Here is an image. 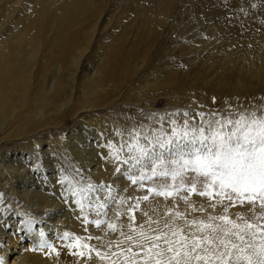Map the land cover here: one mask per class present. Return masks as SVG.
<instances>
[{
    "label": "bare ground",
    "instance_id": "6f19581e",
    "mask_svg": "<svg viewBox=\"0 0 264 264\" xmlns=\"http://www.w3.org/2000/svg\"><path fill=\"white\" fill-rule=\"evenodd\" d=\"M13 2L14 0H0V178L3 180V183L0 182V193L3 194V202L0 203V256L5 259L6 264H109L108 260L102 261L97 258L95 252L92 253L91 259H88L86 247L73 248L69 245L75 243L73 237H81V244H89L93 249L108 251L109 242L112 245L118 243L117 236L120 235L122 229L127 234L122 220L117 219L115 223L119 227L116 233L114 231L110 233L106 226H101L97 231L94 225L86 223L84 217L87 216V219L89 217L87 208L82 211L74 202L76 198L72 197L70 192L68 193L70 197L65 196L69 200L68 204L61 196L66 185L58 182L63 175H60L61 166L54 162L49 154L53 147L37 148L34 145L38 143L41 147V141L45 140L48 131L58 129L66 119H75L74 122L80 124L78 117L82 113L90 114L98 106L110 107L117 102L133 99L132 97L138 93L141 95L155 94L160 82L156 85L148 84L152 87L127 83L130 70L137 72L143 65L136 64L131 69L130 67L124 68L118 74L117 66L119 55H121L118 53L112 60L102 61L101 59L98 63L93 62L92 67H83L82 59L87 53L98 26L92 21L102 11L104 0H27L24 4ZM28 5L30 12L38 17H29L30 13L25 10ZM15 6L20 9V12L13 16L12 8ZM154 6L157 8V15H153L154 17L165 16L172 11L169 17H174L176 21V17L178 18L180 14L177 3L174 8V0H155ZM138 7L140 9L136 8L132 15L139 18L140 27H142L145 25L142 17L152 8L147 4H139ZM6 19H9L11 26L4 31ZM99 25L102 29L106 28L101 23ZM261 39L262 37L244 39L236 35L225 43L227 52L225 59L219 63L216 61L217 65L213 68H209V65L205 67L207 70L216 69L224 73H235L236 83L234 85L230 82L232 77L227 78L225 75L222 79H212V73L203 79L199 77L206 87L212 80L216 81L214 84H219L215 89H221V94L225 92L223 96H227V100H230L226 109L255 108L257 105L250 101L243 104L241 99L235 102L238 96L227 94V90L231 87H237L236 90L241 97L255 91L262 95L261 101L264 103V47L262 48L260 44ZM232 46L243 50L242 54L238 50L235 51L236 53H229ZM94 47H97L96 44ZM254 47L255 50L249 58L244 56L249 49ZM197 50V47L193 50L189 49L190 53ZM203 52L199 55L200 61L206 64V57H202L206 52ZM240 55L244 57L243 60L235 59ZM134 61L136 62V59ZM128 63L129 60L126 62L127 66ZM49 67L53 68L51 70L53 75H46ZM248 72H250V78L246 80L244 76ZM176 82L170 85L171 89L168 90L170 91L168 93L169 107L180 106L182 109H192V106L197 104L209 105L204 98L195 95L192 84L188 85L190 86L187 91L189 94H185L184 98L176 94L177 91H171L178 88ZM132 93L136 94L132 95ZM133 104L139 105L134 99ZM143 108L158 112L153 105H143ZM88 125H90L89 122ZM71 135L72 137L60 144H63L67 151L73 154L72 157L83 165L84 172L96 177L99 182L106 180L107 165L98 152V145L101 142L98 140L90 143L85 133L77 134L71 131ZM80 135L84 138V146H80L78 142L72 143V140L79 138ZM101 138L104 139L105 136L102 135ZM60 139H57V142ZM21 147L23 150L20 156H11L15 149ZM85 149H88V152ZM107 150L106 154L109 155L107 160L112 163L109 149ZM90 155L91 157L88 158ZM39 158H42L46 167L53 165V177L49 179V182L55 187L54 194L49 193L50 186L44 190L41 189L46 171L43 170L42 173H45L42 175L40 169H36L35 161ZM59 168L61 172L58 171ZM47 169L49 168H45ZM115 177L119 180L114 191L121 193L127 180L118 174ZM12 179L22 180L26 185L20 186L16 181V183H10ZM108 215L111 220L114 219L112 210L108 211ZM42 217L43 221H41ZM25 218H33L40 222L38 227L45 232L44 239L59 252L58 256L55 252L49 254L50 249L39 247L41 238L36 231L23 230ZM90 231L94 233L90 234L94 239L87 240ZM65 232L69 233L68 238L64 237ZM120 236L124 239V236ZM96 237L99 239H95ZM125 242L128 244L127 241ZM114 250L113 247L112 251ZM80 251L85 252V257L73 254ZM117 264L121 262L118 260Z\"/></svg>",
    "mask_w": 264,
    "mask_h": 264
},
{
    "label": "snow or ice",
    "instance_id": "6c2138e0",
    "mask_svg": "<svg viewBox=\"0 0 264 264\" xmlns=\"http://www.w3.org/2000/svg\"><path fill=\"white\" fill-rule=\"evenodd\" d=\"M147 120L150 123L138 122L127 130H117V139L104 145L115 173L147 194L113 195L112 184L87 182L79 169L58 181L66 185L82 211L87 208L97 216H107L117 203L127 205L125 214L132 224L129 233L121 231L120 235L130 246L122 248L109 242V250L102 251L81 244V237H73L75 243L69 247H86L88 259L95 252L109 264L118 260L121 264H264V111L149 114ZM191 195L207 198L211 209L221 206L223 213L188 219L186 212L170 208L162 221L149 217L147 230L143 225L132 226L141 203L155 197H180L189 209L206 212L203 207L196 209ZM237 206H247L250 215H230V209ZM143 215L148 217L149 213ZM84 219L97 228L106 224L116 231L115 223ZM39 223L25 218L23 230L36 231L41 238L39 247L58 256L44 239ZM63 235L69 237L67 232ZM73 254L85 257L84 251ZM0 264H6L2 256Z\"/></svg>",
    "mask_w": 264,
    "mask_h": 264
},
{
    "label": "rangeland",
    "instance_id": "374dc122",
    "mask_svg": "<svg viewBox=\"0 0 264 264\" xmlns=\"http://www.w3.org/2000/svg\"><path fill=\"white\" fill-rule=\"evenodd\" d=\"M14 2H22V4H24L27 2V0H14ZM176 3L177 9L180 10V14L178 18L176 17L175 21L174 17H169L172 11L168 12L165 16H153L157 15V8L154 6L155 0H104L102 11H100L97 15L99 17L96 16L92 21L94 22L93 24H98L93 40L97 38L96 40L99 41L97 42L94 40V42L91 40L92 45L89 44L90 48L88 47L87 53L82 59L84 64L83 67H92L94 66V63L100 62L101 59L102 61H106L108 59L112 60L114 59L115 54L118 53L121 54L119 55V65L117 66L118 74H120L124 68L130 67L131 69L135 67L136 64L143 65V67H141V69L137 72H134L133 69L130 70L131 72L127 83H136L137 86L152 87L150 86L151 84L156 85L160 82V86L155 94L151 93L147 95H141L138 93L136 96H133L132 98L137 100L139 105L133 104V99H127L125 101L117 102L110 107L98 106L92 110L90 114H86L85 112L82 113L78 117V122H80V124L75 123V119L68 118L64 121L63 125H60L58 129L49 130V133L45 136V140L41 141V147L38 146V143L34 146L37 148H42L44 146L45 148L48 146L53 147L52 152H49V154L51 155L52 159H54V162H57L61 166L62 172L60 171V168L58 169V171L61 172L60 175L62 174L64 176L67 172L75 175L74 170L79 169L81 175L87 182L94 184L99 182L96 177H92L91 175H88L86 172H84V168L82 167L83 165L79 164L72 157L73 154L69 153L63 144H60L63 141H66L65 139L72 137L71 131H74L77 134L85 133V137H89L90 143L96 142L98 140L101 142V144L99 143L98 145V152L100 157L105 159L104 161L105 165H107L106 168L108 170V175L105 178L106 180H103L99 183H103L105 181L104 184H112L113 195H116L118 192L116 193L114 189L118 184L117 182L119 179L115 177L117 176L115 173V164L107 160L109 157V155L106 154L108 148L104 145H107L110 141L117 139L115 135L117 130H127L136 125L138 122L150 123V121L147 120L149 114L164 115L166 113L183 112H189L192 114L195 112L212 111L226 113L229 111L239 112L241 110L264 111V103L261 101L262 95L257 94L255 91L246 94L247 96L244 95L245 97H241L236 90L237 87L229 88L227 90L228 95L234 94L235 96H238V99L234 100L235 102L241 99L243 100V104L249 103L250 101L251 103H257V105L255 108H237L232 110L228 108V110L226 109V106L230 100H227V96H223L225 92L221 94V89H215L219 84H214L216 81L212 80L209 83V86L206 87L204 84H202L203 82H201V79L204 77L206 78L207 75L212 73V79H222V76L225 75L227 78L232 77L230 80L232 85L236 83V75L233 72L224 73L221 70L206 69L208 65L209 68H213L217 65V62L219 63V61H223L225 59V55L227 53L225 51V43H227L232 37H235L236 35L244 39H257L262 37L260 44L262 48L264 47V0H174V8L176 7ZM139 4H147L152 8L150 12L142 17L145 20V25L142 27H140L139 18L132 15L136 8L140 9V7H138ZM12 10H14L13 16H16L20 12V9L17 6L13 7ZM25 10L30 13V18L38 17L35 13L30 12L29 5L25 7ZM8 21L9 19L5 20L4 31L5 29H8L9 26H11ZM100 23L106 28L102 29V26L99 25ZM11 24L13 25V21ZM19 29L20 28H18V30ZM95 44L97 46L96 48L94 47ZM92 46L95 48V50ZM196 47L198 50L190 53L189 49L193 50ZM229 50V53H234L236 50H238L240 54L243 52V50L236 49L235 46H232V48ZM254 50L255 47L253 49H249L244 56L249 58V55L252 54ZM203 51H205V54L209 56L207 57L205 54L202 56L203 58L206 57V64L200 61L199 55L204 53ZM236 58H240L241 60L244 59L242 55L235 57V59ZM135 59L136 62L134 61ZM128 60L129 63L127 66L126 62ZM49 68L48 71H46V75H53V72L51 71L53 68ZM168 76L169 80L167 79ZM199 77L202 78L200 79ZM244 77L246 80L249 79L250 72L246 73ZM175 81H177L176 83L178 84V88L171 91H177L176 94L184 98L190 87L188 85L192 84L194 85L193 89L195 95L204 98L209 105L206 106L197 104L192 106V109H182L180 106L169 107L168 102L170 99L168 93H170V91L168 90L171 89L169 87ZM118 82H120L119 78ZM135 94L136 93H132V95ZM213 97L215 98V102H212ZM143 105H153L156 109H158V112L144 109ZM176 118L181 119L182 117L177 116ZM88 122L90 125H88ZM88 132L90 134H88ZM102 135L105 136L104 139L101 138ZM59 138L61 139L57 142V139ZM83 141L84 138L80 135L79 138H74L72 143L78 142L80 146H84ZM22 150L23 147L15 149L11 153V156H20ZM85 151L88 152V149H85ZM90 157L91 155L88 158ZM42 158H39L35 161L37 164L36 169H40L41 173L43 170L46 171V175H44L45 172L42 173V175L45 176V179L42 181L41 189L44 190L47 186H50L49 193L51 192V194H54L55 187H53V185L51 186L49 182V179L53 177V165L46 167V165H44L45 162L42 161ZM45 168L49 169L45 170ZM63 176H61V178ZM93 178L96 179L93 180ZM15 181L19 182L20 186L26 185L25 182H22V180L16 179H12L10 183H16ZM0 182L3 183L1 178ZM7 188L9 187L7 186ZM124 189H126V191H122L119 194L125 198L128 196L138 197L147 194L139 187L131 186L128 181ZM53 190L54 192H52ZM68 193L69 192L66 191V189L65 191L61 192V196H63V200L66 204L69 203V200L65 198V196L70 197V193ZM185 194L186 193H181V195ZM162 198L163 197H155L150 199L148 202H142L141 208L136 211L135 223L132 226L139 228L140 225H143V230H147V222L149 217H151L153 220L162 221L165 217H167L168 209L170 208L173 210V212H186L188 219L206 218L209 214L219 215L223 213V207L218 206L215 210H213L209 207V201L207 198L200 197L198 195H191L190 200L192 204L195 205L196 209L203 207L207 209L206 212L201 213L199 211L189 209L180 197L169 199ZM117 209L119 210V215L117 214ZM87 210L89 212L87 213L89 216V221L102 219L107 222L109 221L111 223H116L117 219L122 220L124 228L127 229V233L130 232L129 224H132V221H130L128 215L125 214L127 211V205L122 206L117 203L112 208V215L114 218L113 220H111V217H109L110 215L105 216L101 214L100 216H97L95 212H91L89 209ZM145 211L149 213L148 217L143 215ZM236 213L250 215V213H248L247 206H237L230 209V215L235 216ZM41 221H43V217ZM91 225L94 224L91 223ZM102 226H106V224ZM94 227L97 231H99L98 229L100 227L97 228L95 225ZM106 229L112 233V230L107 226ZM118 230L119 227L118 224H116V231L114 232L116 233ZM121 231H123V229ZM90 234L94 233L90 231L89 235ZM97 234L99 235L98 232ZM132 234L136 235L135 233ZM120 238L121 236L118 235L117 242L121 245V247H129V244L125 242V237L124 239Z\"/></svg>",
    "mask_w": 264,
    "mask_h": 264
}]
</instances>
